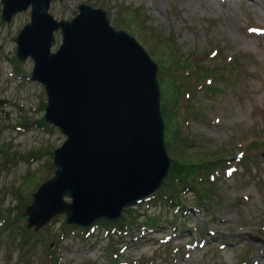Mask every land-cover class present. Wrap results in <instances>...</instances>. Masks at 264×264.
I'll list each match as a JSON object with an SVG mask.
<instances>
[{"label":"rangeland","instance_id":"374dc122","mask_svg":"<svg viewBox=\"0 0 264 264\" xmlns=\"http://www.w3.org/2000/svg\"><path fill=\"white\" fill-rule=\"evenodd\" d=\"M233 1L52 0L50 12L58 20L73 18L81 3L103 8L111 24L137 37L159 65L158 47L172 38L181 57L201 55L206 67H224L223 77L210 85L199 80L188 99L195 110L186 111L184 124L192 160L201 150L212 161L223 158V166L213 172L217 187L210 198L197 207L195 193L186 192L185 211L139 201L122 216L131 208L148 212L160 218L157 227L126 236L103 222L87 236L77 229L56 254L61 264H264V0ZM2 8L0 0V100L6 101L0 104V264H43L63 224L67 226L66 215L55 216L39 230L28 227L27 215H19L22 203L28 206L39 185L54 175L52 154L67 136L52 124L15 128L44 117L47 95L30 78L33 59L18 65L14 58L16 36L30 21L31 7L11 22L2 19ZM130 9H138V22L131 25L135 32L129 27ZM55 38L53 50L62 43L60 29ZM213 49L220 51L214 58L208 53ZM167 151L174 162L177 150L167 145ZM14 218L15 224L9 223ZM23 225L32 229L30 251L20 247L17 230L14 240L6 231L2 234L7 226L15 230ZM110 237L123 238L117 251Z\"/></svg>","mask_w":264,"mask_h":264},{"label":"water","instance_id":"95a60500","mask_svg":"<svg viewBox=\"0 0 264 264\" xmlns=\"http://www.w3.org/2000/svg\"><path fill=\"white\" fill-rule=\"evenodd\" d=\"M1 2L7 22L31 7L16 55L33 59L30 78L47 95L44 118L67 136L53 151L54 175L26 207L28 227L39 230L59 214L81 227L118 220L126 207L156 194L173 167L159 63L103 8L81 3L73 18L58 20L52 0ZM59 29L62 43L53 50Z\"/></svg>","mask_w":264,"mask_h":264},{"label":"trees","instance_id":"16d2710c","mask_svg":"<svg viewBox=\"0 0 264 264\" xmlns=\"http://www.w3.org/2000/svg\"><path fill=\"white\" fill-rule=\"evenodd\" d=\"M127 14L129 15V27L135 32L134 27L131 25L138 22V9H130V12ZM142 23H144V21ZM164 40L166 43H160L158 50L162 52L160 55L162 58L160 60L159 78L162 88L163 112L166 120V141L170 148H175L177 150L178 158L174 160L171 173L163 188L160 189L156 195L145 199V201L156 204L161 203L166 208H170L174 205L180 207L179 210L185 211L183 199L186 192L189 190H192L191 192H194L196 195L195 204L197 207L210 198V194H212L217 187L214 173L222 165H220V163L223 159L215 158L212 161L208 153L201 150V152L196 153V157L192 160L193 157L189 154L191 144L187 141L188 135L187 131L184 129V124L187 120L186 111L189 112V110H195V108L193 105L189 106L190 102H188V99L190 96L192 97L196 94L195 87L198 85L200 79H205L206 83L210 85L213 83V80L223 77L222 72L224 71V67L220 63H215L213 68L206 67L203 64L204 57L201 55L192 54L189 58H183L180 56V51L176 48L175 41L172 38ZM219 52L220 51L213 49L208 53L214 58L218 56ZM152 54H155V52L152 51ZM14 58L19 65L21 62L18 60L17 55H15ZM227 60L232 61V58L227 56ZM17 68L19 69V67ZM19 70L23 73V69ZM225 80L227 79L222 78V81ZM203 87L204 86H202V88ZM45 105L46 103H44V106ZM191 107H193V109H191ZM34 122L43 128H47L50 125L46 122L45 118L42 117L36 121L25 120L24 124L21 126H28L26 128L28 130ZM16 126L21 127L19 125ZM40 152H43V150ZM52 168L54 169V164H52ZM21 207L22 212L19 217L26 215L27 203H22ZM129 209L130 207H127L125 211H129ZM142 215H144L143 218H141ZM113 221L114 220H112L111 223L110 220L103 219L91 227H69L63 224L61 235L65 233L72 234L79 229L80 234L83 233V235L87 236L93 231L94 227L103 222L105 227H110L113 232H116V235L120 234L126 236L135 234L136 231L145 228L150 229L157 227L160 218L148 212L142 214L141 211L131 208L129 215L122 216L118 220ZM9 223L15 224V218L10 220ZM16 230L22 234L20 247H22V249L24 248V251L25 249L26 251H30L32 240V233L30 230L32 229H28L25 225H23L22 228L17 226L15 230L11 226H7L2 234L6 231L5 233L9 234V236L11 235L14 240L17 236ZM50 252L51 250H47L43 264H61L60 256H56L57 253L53 251L51 256H49ZM25 257H27V255H25Z\"/></svg>","mask_w":264,"mask_h":264},{"label":"bare ground","instance_id":"6f19581e","mask_svg":"<svg viewBox=\"0 0 264 264\" xmlns=\"http://www.w3.org/2000/svg\"><path fill=\"white\" fill-rule=\"evenodd\" d=\"M226 2H230V3H234V1L233 0H225ZM28 126H25V125H23V126H21V127H17V126H15V128L17 129V130H20V131H27V128ZM189 191H192V190H189ZM116 192V191H115ZM157 194V193H156ZM156 194H154V195H156ZM154 195H152V196H154ZM151 196V197H152ZM57 222H59V220H56L52 225H54L55 223H57ZM69 235L70 234H68V233H65V234H62L61 235V230H60V232L57 234V236H58V238H57V240H56V242H55V247L53 248V250H51V252H50V254H49V256H51V253H52V251L53 252H55V253H57L58 251H60L61 250V247H62V242L66 239V238H68L69 237ZM123 241V238H121L119 241H117L115 238H114V245H113V247H114V250L115 251H117L118 250V248L120 247L119 246V244L121 243ZM131 247V245H128L127 247H126V250H129V248Z\"/></svg>","mask_w":264,"mask_h":264}]
</instances>
